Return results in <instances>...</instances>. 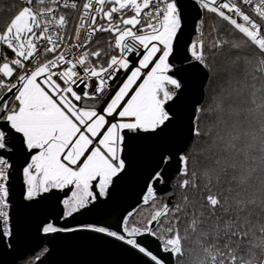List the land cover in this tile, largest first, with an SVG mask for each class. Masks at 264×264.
I'll use <instances>...</instances> for the list:
<instances>
[{"label":"snow or ice","instance_id":"6c2138e0","mask_svg":"<svg viewBox=\"0 0 264 264\" xmlns=\"http://www.w3.org/2000/svg\"><path fill=\"white\" fill-rule=\"evenodd\" d=\"M23 2L27 6L0 32V45L14 54L0 63V245L9 248L18 173L24 201L60 191L64 198L59 219L73 217L107 197L114 179L125 171L127 134L158 135L171 126L177 118L174 105L186 88V69L175 62L184 24L182 0ZM195 2L241 36L227 39L218 34L208 44L198 37L188 45L184 62L206 70L213 79L217 73L209 57L227 48L235 53L234 65L241 59L246 66L255 65L252 80L260 86L247 83V72L243 81L230 72L213 90L211 103L194 106L189 127L193 144L179 155V203L158 200L174 159L172 154L161 155L141 197L150 209L147 217L130 223L135 214L128 212L120 231L49 221L41 228L43 234H105L143 254L150 264H264V243L253 244L251 238L253 211H264V23L233 0ZM241 3L252 5L253 0ZM61 8L80 9L71 32ZM253 10L264 22V0ZM199 24L202 28L204 20ZM212 31L219 32L215 27ZM98 32L110 33L107 49L89 47ZM245 48L253 55L242 57ZM121 73L124 79L105 99ZM206 120L211 122L202 128ZM198 144L202 147L197 150ZM19 156L23 163L18 167ZM200 156L211 163L202 164ZM259 233L264 240V223ZM146 237L157 242V252L144 243Z\"/></svg>","mask_w":264,"mask_h":264},{"label":"water","instance_id":"95a60500","mask_svg":"<svg viewBox=\"0 0 264 264\" xmlns=\"http://www.w3.org/2000/svg\"><path fill=\"white\" fill-rule=\"evenodd\" d=\"M182 2L184 24L177 43L175 62L178 67L186 69L183 73L186 88L179 102L174 105L177 114L174 123L158 135L128 133L123 153L126 169L114 179L107 197L98 198L86 209L66 220L59 219L62 213L60 200L64 198L62 192L55 191L36 202H26L21 196L22 176L18 173L13 181L14 240L10 248L0 245V264H20L28 257H35L45 248L47 252L34 264H150L149 258L105 234L80 230L45 235L41 228L46 222L54 221L60 226L96 225L120 231L127 213L135 212L143 205L141 197L147 178L156 168L161 155L166 154L174 156L168 167L170 179L167 185H160L162 190L157 196L158 199L173 204L176 193L172 181L179 175V155L186 152L193 142L189 132L193 108L198 102L203 103L209 80V73L206 70L194 69L184 62L188 45L199 34L198 25L203 18V10L195 0ZM11 95L8 93V97ZM22 163L23 157L19 156L17 166ZM144 243L153 252L158 251L155 240L146 237Z\"/></svg>","mask_w":264,"mask_h":264},{"label":"trees","instance_id":"16d2710c","mask_svg":"<svg viewBox=\"0 0 264 264\" xmlns=\"http://www.w3.org/2000/svg\"><path fill=\"white\" fill-rule=\"evenodd\" d=\"M22 5L18 3L16 0H0V32L4 30V28L7 26V23L9 22L10 18L15 15L20 9H22ZM204 24L201 28L200 24L198 25V36L200 35V31L203 32L202 39L205 40L206 44L210 43L212 39L220 35L221 38H227L232 39L233 37L239 38L241 34H239L235 29L232 28L227 22L223 21L220 17L216 16L214 13L210 12H204L203 18ZM215 27L219 30V32H213L212 29ZM105 36L107 34L105 33H99L96 41L99 43H94L92 45V49L94 50L97 47L105 48L107 49V43L108 39H105ZM198 38V37H197ZM241 56L244 55H253L252 49L245 48L241 50ZM7 56L9 59L13 57V52L8 49L4 45H0V63L3 62V57ZM235 53H229L228 49L225 48L224 52L217 56H210L209 57V63L213 65V70L217 73L215 78L209 79L206 85L205 89V98L203 103H211L212 95L214 94L213 90H218L217 85L218 83H222L227 79L228 74L231 72L235 76H237L242 81L244 80V74L245 72L248 73L247 76V83L252 84L256 83L257 87L260 86L259 81H253L252 80V74H254L255 71V65H248L246 66L243 59H241L237 64H233L232 61L234 59ZM238 87V86H237ZM241 120L243 121L244 118L241 117ZM210 120H206L203 123H201L202 128H206L208 124H210ZM243 124H247L246 121L243 122ZM248 125H244L243 127H247ZM193 142L190 144L189 147H191ZM202 145H196V149L198 150ZM199 159L201 160L202 164H210V159H205L204 156H200ZM181 179L180 175L175 176V178L172 181V186L175 189V198L173 200V204L179 203L181 200V197L183 195L182 191L177 186V181ZM223 183V181H222ZM190 196L194 198H198V194L196 193H189ZM161 203H166L164 199H158ZM150 209L147 205H141L137 210H135V219L129 218L130 223H134L136 220H142L145 217H147ZM252 221L255 225L254 231L255 235L252 236V242L253 244H259L264 243V240L260 238L259 233V227L260 223H264V211L261 210L260 207H257L253 211L252 215ZM44 250V249H43ZM199 250L197 249L194 255H198ZM245 258H248V254L245 255Z\"/></svg>","mask_w":264,"mask_h":264},{"label":"built area","instance_id":"2783aa9c","mask_svg":"<svg viewBox=\"0 0 264 264\" xmlns=\"http://www.w3.org/2000/svg\"><path fill=\"white\" fill-rule=\"evenodd\" d=\"M18 3H20L22 5V7L27 6L24 4L23 0H16ZM36 0H34V5H35ZM72 0H69V3H71ZM76 2L78 3V5H82L84 0H76ZM234 3H239L240 6L242 7L243 11L245 13H247L248 15H250L254 20H256L257 23H264L262 21H260L259 17L255 14L254 12V5L256 3H259V0H253V4L252 5H244L241 3V0H233ZM61 3H63V0H61ZM62 12H64L65 14L68 15L69 20H70V24H69V29L68 31L71 32L75 25L79 22V15H80V9H71V8H61L60 9ZM205 11H203L204 13ZM100 32L96 33L95 37L93 38L94 42L89 46L90 48L92 47V45H94L96 38L98 36ZM51 57V54H49V58ZM124 79V75L123 73L120 74L119 79L113 83L112 85V92L108 93L105 95V99L108 98V96H110L111 94L114 93L115 87L117 84H119L120 82H122V80ZM3 92H0V96H3ZM91 103V102H90Z\"/></svg>","mask_w":264,"mask_h":264},{"label":"rangeland","instance_id":"374dc122","mask_svg":"<svg viewBox=\"0 0 264 264\" xmlns=\"http://www.w3.org/2000/svg\"><path fill=\"white\" fill-rule=\"evenodd\" d=\"M230 26H231V25H230ZM105 34H107V36H105V39H108V40L111 39V35H110V33H105ZM197 37L201 38L200 35L198 36V34H197V36L195 37L194 40H196ZM244 125H247V124H242V126H244ZM42 251H43V249L40 250V251L36 254V256H37V255H40ZM36 256H35V257H36ZM35 257H28V258H26L25 260L21 261L20 264H34V263L36 262Z\"/></svg>","mask_w":264,"mask_h":264}]
</instances>
